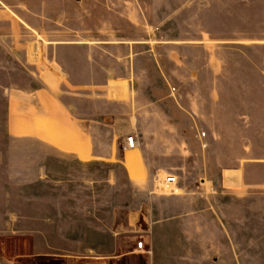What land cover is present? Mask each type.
<instances>
[{
    "label": "crops",
    "instance_id": "crops-1",
    "mask_svg": "<svg viewBox=\"0 0 264 264\" xmlns=\"http://www.w3.org/2000/svg\"><path fill=\"white\" fill-rule=\"evenodd\" d=\"M106 36L95 38V42L60 45L48 64L42 65L39 88L11 90L10 134L25 138L26 159L23 164H16L25 167L21 182L28 188L41 182L47 188L40 196L29 189L25 197L28 201L25 232L35 252L25 263L49 264L54 260L61 264H176L178 248H216L223 258L229 248L228 258L234 263L240 256L236 251L238 241L227 239L225 224L211 222L213 211L222 212V207L215 206L212 195L215 192L210 193V185L205 183L201 189L191 186L195 177H191L190 183L179 185L182 176L172 173L178 178L176 192L164 189L158 192L153 181L163 168L155 165L151 154L168 152L177 158L187 148L178 140L181 135H215L220 137L219 145L228 136H249V146L233 161L226 163L220 157L217 188L221 195L264 189V151L259 153L255 149L259 137H264V95L257 96L254 90L264 88V62H251L248 86L252 90L245 102L249 105L244 108L246 116H242L243 108L237 107L235 97L218 95L212 100L202 97L200 120L193 118L194 126L180 124L179 127L178 112L193 114L194 108L190 109L186 102L197 109L195 98L176 96L172 91L156 99L148 96L145 89L152 86L154 78L161 79L165 89H172L177 77L191 87L246 86L243 85L246 81L240 78L241 69L226 63L227 55L240 57V49L220 45L229 40L233 44H249L251 50H257L259 45L264 46V39L249 38L243 43L236 34L195 35L165 32L161 28H152L136 38ZM71 48L87 51L74 68L61 56ZM162 50L172 51L186 62L170 67L159 62L140 63L143 55L156 60V52ZM194 55H200L201 62H192ZM169 72L180 74L168 76ZM210 103L216 105L212 115ZM158 104L173 106L175 112L172 108L169 114L160 112ZM167 118L171 123L167 124ZM132 134L138 136V148L124 152V139ZM97 166L107 167L100 181L106 184L104 194L117 190V199L124 201L129 195L122 189L128 186L136 189L141 201L135 211L126 209L120 219L122 208H110L103 213L98 210L103 215L100 218L97 202L94 208L82 206L83 196L95 200L99 196ZM83 182L88 185L85 189L89 192L85 194ZM33 201H41L40 208L36 209ZM217 203H220L218 199ZM133 232L143 235L131 236ZM137 240L150 245L151 258L137 249ZM252 242L258 246L262 241ZM15 260L0 256V264H21Z\"/></svg>",
    "mask_w": 264,
    "mask_h": 264
},
{
    "label": "rangeland",
    "instance_id": "rangeland-1",
    "mask_svg": "<svg viewBox=\"0 0 264 264\" xmlns=\"http://www.w3.org/2000/svg\"><path fill=\"white\" fill-rule=\"evenodd\" d=\"M152 28L195 35L202 32L225 36L236 34L241 37L243 43L249 38L262 40L264 39V0H0V256L2 258H16L15 261L21 264H29L25 263L29 261L26 258L35 255L29 234L25 232L28 204L25 197L29 189L39 196L47 190L41 182L35 183L33 188L32 186L28 188L24 182H21V179H24L25 167H16V164H23L26 159L25 138H15L10 134L11 90L39 88L41 86L39 72L43 68L42 65L48 64V60L56 55L60 45L95 42V38L107 37L106 35L116 38H136L152 31ZM224 43L220 46L240 49L241 56L227 55L226 63L235 64L241 69L240 78L243 82L246 81L243 84L246 86L225 89L191 87L183 84L182 78L177 77L178 80L174 83L175 86L178 85L177 88L174 86L172 89L170 87L165 89L161 86V79L154 78L152 81L156 80L151 83L152 86L145 89L149 92L148 96L156 99L163 98L172 91L176 96L195 98L198 102L196 104L198 110L195 105L185 101L186 106L190 109L194 108L193 114L192 111H189L190 115L181 111L177 114L178 122L172 120L177 122L179 127L180 124L182 127L187 124L194 126L193 118L200 120L202 97H210L211 100L213 96L218 95L235 97L238 102L237 107L243 108L242 116H246L245 112L249 105L245 102L248 101L252 90L248 86L251 79V62L253 60L264 62V46L259 45L257 50H251L249 44H233L229 40ZM65 53L66 55L61 53V56L69 67L74 68L75 64H79L77 60L86 55L87 51H76L71 48ZM172 54L169 50L158 51L156 60L143 55L140 57V63L149 65L159 62L170 67L176 63L186 62L184 57ZM192 62H201V56L194 55ZM103 63L105 65L106 62L103 60ZM151 74L154 77L153 73ZM178 74L180 73L169 72L168 76L175 77ZM254 90L257 96L264 95V88ZM215 106L209 104L211 115ZM156 107L158 111L169 114L173 106L165 104L162 107L158 104ZM172 112H175L173 108ZM169 123L171 122L167 118V124ZM263 138L259 137L260 140L255 145L259 153L264 151V140H261ZM166 139L168 140V137ZM225 139V143L219 145L220 137L215 135H181L178 140L186 144L187 148L179 153L177 158H173L168 152L151 154L155 165L163 168V171L155 174L153 187H157L158 192H163L157 184V178L163 177L166 173L182 176L183 180L179 179V185L181 182L190 183L193 181L191 177H195L191 186L201 189L205 183L210 185V193L215 192L212 194L215 206L219 204L222 207V212L213 211L210 220L221 226L225 224L227 239L238 241L236 251L240 256L235 258L234 263L228 258L229 248H226L224 258L218 255L216 248L193 250L178 248L175 249L176 264H264V189L241 193L226 192L221 195L217 188L219 186L217 163L220 157L226 163L233 161L245 146H249V136H228ZM38 159H41L40 155ZM88 170H86L87 175ZM96 170L99 180L96 192L99 196L97 200L83 196L82 206L94 208L97 202V211L102 213L110 208L115 210L117 207L122 208L120 219L126 209L128 212L135 211L141 201L136 189L132 186L124 187L122 192L129 195L124 201L117 199L119 194L117 190L104 194L106 184L100 181L104 179L107 167L97 166ZM87 177L86 179L89 180ZM86 187L88 185L83 182V194L89 192ZM217 199L220 203H217ZM29 204L31 205V202ZM33 204L38 209L41 201H33ZM99 211V217L103 218ZM130 235L143 234L133 232ZM252 240L262 242H259L258 246H253ZM186 251L191 253L193 258H190L191 255L185 253ZM140 252L145 257L153 256L152 248L147 244L145 251ZM49 264L61 263L52 260Z\"/></svg>",
    "mask_w": 264,
    "mask_h": 264
},
{
    "label": "built area",
    "instance_id": "built-area-1",
    "mask_svg": "<svg viewBox=\"0 0 264 264\" xmlns=\"http://www.w3.org/2000/svg\"><path fill=\"white\" fill-rule=\"evenodd\" d=\"M138 148V142H137V136L132 134L127 136L124 139V144H123V151H132ZM159 177V176H158ZM157 184L159 187H161L164 190L170 191L172 193L176 192L175 188L178 185V178L172 174H165L161 178H157ZM145 243L143 241L137 243V249L140 251H145Z\"/></svg>",
    "mask_w": 264,
    "mask_h": 264
},
{
    "label": "bare ground",
    "instance_id": "bare-ground-1",
    "mask_svg": "<svg viewBox=\"0 0 264 264\" xmlns=\"http://www.w3.org/2000/svg\"><path fill=\"white\" fill-rule=\"evenodd\" d=\"M19 103V102H18ZM13 122V121H12ZM17 123V122H16Z\"/></svg>",
    "mask_w": 264,
    "mask_h": 264
}]
</instances>
